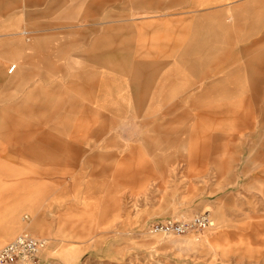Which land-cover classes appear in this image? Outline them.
Instances as JSON below:
<instances>
[{
  "label": "rangeland",
  "instance_id": "rangeland-1",
  "mask_svg": "<svg viewBox=\"0 0 264 264\" xmlns=\"http://www.w3.org/2000/svg\"><path fill=\"white\" fill-rule=\"evenodd\" d=\"M0 1L35 44L16 70L56 68L21 90L53 88L35 171L57 139L46 223L20 212L0 248L28 232L48 246L24 264H264V0ZM201 214L199 239L149 231Z\"/></svg>",
  "mask_w": 264,
  "mask_h": 264
},
{
  "label": "crops",
  "instance_id": "crops-1",
  "mask_svg": "<svg viewBox=\"0 0 264 264\" xmlns=\"http://www.w3.org/2000/svg\"><path fill=\"white\" fill-rule=\"evenodd\" d=\"M31 19L34 21V17ZM20 20V14L14 10L11 2L2 4L0 1V219L12 223L11 230L9 228L2 233L0 242L12 235V228L18 230L22 211L36 213L43 207L44 216L37 219L46 223L45 213L47 206L51 205V142L57 141L48 134V149L45 146L42 160L39 161L44 164L43 169L35 171V146H30L29 142L34 137L35 116L46 114L37 112L34 106L35 88L46 93H51L53 88L28 86L27 98L22 99L21 90L25 89V78L36 76L40 80H51L56 68L48 70L50 75L34 69L32 72L28 71L29 75L26 77L19 69L16 70L35 60V44L28 35V29L20 30ZM31 21L29 16V22ZM26 49L28 54H24ZM38 61L43 62L44 59ZM13 64L14 70L8 73V68ZM60 71L58 70L62 73ZM76 74L84 79L90 72L78 70ZM77 75L75 76L78 78ZM256 182L264 185V181H256L254 178L253 184Z\"/></svg>",
  "mask_w": 264,
  "mask_h": 264
},
{
  "label": "built area",
  "instance_id": "built-area-1",
  "mask_svg": "<svg viewBox=\"0 0 264 264\" xmlns=\"http://www.w3.org/2000/svg\"><path fill=\"white\" fill-rule=\"evenodd\" d=\"M15 65H11L7 72L11 73ZM24 218H27L25 216ZM212 224L208 215H197L191 220L169 218L150 223L149 230L153 233L180 235L194 232L199 239L202 231ZM48 246V239L38 238L28 232L19 233L13 240L0 248V264H24L35 261L40 253Z\"/></svg>",
  "mask_w": 264,
  "mask_h": 264
},
{
  "label": "bare ground",
  "instance_id": "bare-ground-1",
  "mask_svg": "<svg viewBox=\"0 0 264 264\" xmlns=\"http://www.w3.org/2000/svg\"><path fill=\"white\" fill-rule=\"evenodd\" d=\"M150 231V230H149Z\"/></svg>",
  "mask_w": 264,
  "mask_h": 264
}]
</instances>
